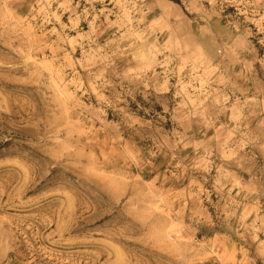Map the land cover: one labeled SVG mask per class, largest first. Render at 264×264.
<instances>
[{
  "label": "rangeland",
  "instance_id": "1",
  "mask_svg": "<svg viewBox=\"0 0 264 264\" xmlns=\"http://www.w3.org/2000/svg\"><path fill=\"white\" fill-rule=\"evenodd\" d=\"M0 264H264V0H0Z\"/></svg>",
  "mask_w": 264,
  "mask_h": 264
}]
</instances>
